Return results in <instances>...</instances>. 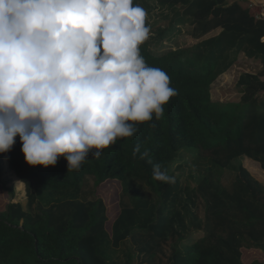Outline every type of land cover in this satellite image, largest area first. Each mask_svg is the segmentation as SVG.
Segmentation results:
<instances>
[{
    "label": "trees",
    "instance_id": "1",
    "mask_svg": "<svg viewBox=\"0 0 264 264\" xmlns=\"http://www.w3.org/2000/svg\"><path fill=\"white\" fill-rule=\"evenodd\" d=\"M134 4L146 10L150 27L140 54L167 73L177 95L162 117L138 124L132 137L89 156L79 170H68L63 156L55 166L28 165L16 136L0 153V170L5 161L25 187L26 204L6 190L0 264H244L242 250L264 253V186L242 164L249 159L264 171V21L243 0ZM179 27L196 42L182 47L172 40ZM212 29L219 34L207 38ZM241 55L260 70L240 75L237 102L214 101L213 85ZM137 144L149 157L133 155ZM157 163L174 184L153 178ZM225 174L233 178L229 185ZM107 181L109 200L113 182L120 187L109 232L97 195Z\"/></svg>",
    "mask_w": 264,
    "mask_h": 264
},
{
    "label": "clouds",
    "instance_id": "2",
    "mask_svg": "<svg viewBox=\"0 0 264 264\" xmlns=\"http://www.w3.org/2000/svg\"><path fill=\"white\" fill-rule=\"evenodd\" d=\"M146 19L134 0H0V153L19 136L28 165L79 170L162 117L177 90L140 54ZM153 178L175 183L158 163Z\"/></svg>",
    "mask_w": 264,
    "mask_h": 264
},
{
    "label": "rangeland",
    "instance_id": "3",
    "mask_svg": "<svg viewBox=\"0 0 264 264\" xmlns=\"http://www.w3.org/2000/svg\"><path fill=\"white\" fill-rule=\"evenodd\" d=\"M179 30L180 32L177 31L175 35L172 37V40L175 39L179 46L187 47V46H191L192 44L196 42L191 37H189V35H187L186 28L179 27ZM213 30L214 29H212V31H210V33L206 35L207 38L217 34L218 29L214 31ZM258 68H259V65L257 63H255L252 60L251 61L245 60L244 56L241 55L239 57V60L236 66L233 68V71L229 73V75L227 76L225 80L222 79L220 83L217 85V87L213 89L212 99L214 101H219V102H235L237 98H239V96H237L236 91L234 89L237 76L240 73H244V72H255L258 70ZM244 165L247 166L246 169L252 174L253 178L255 177L257 179V182L264 186V172L261 170L260 166L257 163L253 164L255 165V167L249 166L250 163L248 161H244ZM5 166L7 165H6V162L4 161L2 165V169L0 170V212H3L5 210L6 205L11 202L6 192V190L7 189L9 190L10 188L12 190H16L13 202L22 203L21 205L26 204V194H25L24 185L20 183V181L12 173L7 171V169H5L6 168ZM232 179L230 180V177L225 174V176L223 177L222 183L224 185H229ZM108 183H112V181H107L103 183L98 188V190L100 191L102 196H104L103 198H105L104 204H106V207H107L106 215L110 217V219H108L107 229L110 230V225L112 221L115 219V217L119 213V205L117 202H119L120 187L117 182H113L116 184L117 188H116L115 195L113 194V197H111V199L109 200L108 199L109 191L105 189V185ZM193 238L195 239V241L201 239V237L198 235H196ZM252 260L255 261L256 258H252Z\"/></svg>",
    "mask_w": 264,
    "mask_h": 264
},
{
    "label": "crops",
    "instance_id": "4",
    "mask_svg": "<svg viewBox=\"0 0 264 264\" xmlns=\"http://www.w3.org/2000/svg\"><path fill=\"white\" fill-rule=\"evenodd\" d=\"M219 32H220V29H218V32H217V34H215L214 36H216V35H218L219 34ZM211 37H213V36H211ZM240 57V56H239ZM244 59L245 60H250V59H247V58H245L244 57ZM239 60V59H238ZM253 61V60H252ZM238 62V61H237ZM255 62V61H254ZM255 63H257L258 65H259V68H258V70L257 71H255V72H244V73H252V74H254V73H257L259 70H260V68H261V65H260V63L259 62H255ZM237 64V63H236ZM236 66V65H235ZM234 66V67H235ZM234 67H232L229 71H227L225 74H223L221 77H219L218 78V80L216 81V83L213 85V88H212V91H211V97H212V95H213V89L215 88V87H217V85L220 83V81L222 80V79H226L227 78V76L229 75V73L231 72V71H233V68ZM241 74H243V73H240L238 76H237V79H236V82H237V80L239 79V77H240V75ZM263 80H264V78H263ZM236 82H235V85H236ZM235 85H234V89H235ZM237 94V93H236ZM237 96H238V94H237ZM238 101V98H237V100L235 101V102H237ZM244 161H248L249 163H250V165L249 166H254L255 167V165H253V164H256L255 162H253L252 160H249V159H244L243 161H242V164H243V167L246 169V167L247 166H245L244 165ZM259 165V164H258ZM6 168L5 169H7V166H5ZM257 168V167H256ZM247 170V169H246ZM248 171V170H247ZM249 172V171H248ZM264 172V171H263ZM249 174L252 176V174L249 172ZM255 178V177H254ZM256 179V178H255ZM256 181H257V179H256ZM15 191V193H16V190H14ZM97 195H99V197L100 198H102V200H103V202L105 203V198H103L104 196H102V194L100 193V191L97 189ZM103 203V204H104ZM22 204V203H21ZM105 206H106V204H105ZM107 208V207H106ZM106 211H107V209H106ZM107 218L108 219H110V217L109 216H107ZM108 223V222H107ZM107 223H106V229H107ZM107 231L109 232L110 230H108L107 229ZM252 258H256V260L255 261H257V262H261V263H264V254L261 252V251H258V250H242V261H243V263L244 264H251V263H253L254 262V260H252Z\"/></svg>",
    "mask_w": 264,
    "mask_h": 264
},
{
    "label": "built area",
    "instance_id": "5",
    "mask_svg": "<svg viewBox=\"0 0 264 264\" xmlns=\"http://www.w3.org/2000/svg\"><path fill=\"white\" fill-rule=\"evenodd\" d=\"M258 22L264 21V0H243ZM264 41V38L262 39Z\"/></svg>",
    "mask_w": 264,
    "mask_h": 264
}]
</instances>
